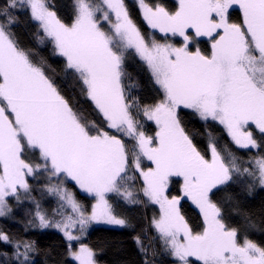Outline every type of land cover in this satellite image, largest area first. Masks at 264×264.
Masks as SVG:
<instances>
[{
	"label": "snow or ice",
	"instance_id": "obj_1",
	"mask_svg": "<svg viewBox=\"0 0 264 264\" xmlns=\"http://www.w3.org/2000/svg\"><path fill=\"white\" fill-rule=\"evenodd\" d=\"M0 220V264H264V0H0Z\"/></svg>",
	"mask_w": 264,
	"mask_h": 264
},
{
	"label": "trees",
	"instance_id": "obj_2",
	"mask_svg": "<svg viewBox=\"0 0 264 264\" xmlns=\"http://www.w3.org/2000/svg\"><path fill=\"white\" fill-rule=\"evenodd\" d=\"M130 2H131V0H130ZM165 2L166 3H172L173 0H165ZM56 3L61 5V7L63 8L66 5H70L71 0H56ZM21 33H22L21 38L25 42L31 43L33 46H35V42L30 40L29 37L26 34H24L23 30H21ZM178 41H179V39H177L176 42H178ZM39 50H40L41 54L49 57V60L53 64L54 67H57L60 63H62V60L60 58L49 56L50 49L40 48ZM129 71L136 74L137 64L135 61H130ZM82 103H84L85 108L88 110L86 112V115L91 116V110H90L88 104L86 102H83V101H82ZM189 126L200 131V132H203V130H204L202 124L199 121L194 120V119L190 120ZM78 195L81 199H84V196L86 194L78 193ZM185 210L188 212L189 215H192V216L196 215V210L190 204L185 205ZM3 223H6V222L3 220H0V224H3ZM9 227L15 228L17 226L9 224ZM93 229L94 230H90V236H91L92 241H94V242L103 241L106 238H115V237L127 236V232L111 230L108 226H104V225H94ZM32 235L38 239L41 246H48V245L53 244V243H62L61 236L58 233H56L55 231H47L44 233L33 232ZM257 238H259V237H257ZM115 258L116 257H115V253L113 250L107 251L106 254L102 257V259L105 261H108L109 264H111V261Z\"/></svg>",
	"mask_w": 264,
	"mask_h": 264
},
{
	"label": "rangeland",
	"instance_id": "obj_3",
	"mask_svg": "<svg viewBox=\"0 0 264 264\" xmlns=\"http://www.w3.org/2000/svg\"><path fill=\"white\" fill-rule=\"evenodd\" d=\"M177 39H179V38H177ZM105 226V225H104Z\"/></svg>",
	"mask_w": 264,
	"mask_h": 264
}]
</instances>
